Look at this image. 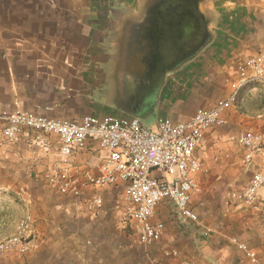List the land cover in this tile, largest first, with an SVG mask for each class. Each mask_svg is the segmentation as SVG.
Segmentation results:
<instances>
[{
	"label": "crops",
	"instance_id": "crops-1",
	"mask_svg": "<svg viewBox=\"0 0 264 264\" xmlns=\"http://www.w3.org/2000/svg\"><path fill=\"white\" fill-rule=\"evenodd\" d=\"M104 1L110 0H0V110L19 102L25 110L67 120L124 115L102 111L89 96L91 36L113 20L98 11ZM215 9L221 18L212 27L213 41L167 76L156 119L182 121L211 107L219 86L234 79V62L264 49V0H219ZM223 117L226 123L209 129L198 150L208 172L200 176L202 192L193 198L213 233L205 235L166 201L155 216L165 224L163 236L149 247L138 244L136 221L123 223L122 186L86 190L79 199L47 189L44 172L54 159L41 153L33 132L16 143L6 141L0 123V239L31 215L30 242L37 245L17 260L7 256L3 264H251L231 244L232 237L264 261V219L230 198L264 166L260 154L247 160L238 142L246 130L264 134V87H244L236 107ZM103 155L89 145L76 155L75 172L96 173ZM95 195L104 201L99 210ZM167 250L178 255L164 256Z\"/></svg>",
	"mask_w": 264,
	"mask_h": 264
},
{
	"label": "built area",
	"instance_id": "built-area-1",
	"mask_svg": "<svg viewBox=\"0 0 264 264\" xmlns=\"http://www.w3.org/2000/svg\"><path fill=\"white\" fill-rule=\"evenodd\" d=\"M231 70L234 79L228 93L211 107L199 108L182 121L160 117L146 128L138 119L124 115H85L80 120H67L25 110L14 102L11 108L0 110L2 136L16 143L30 132L36 134L41 153L54 159L44 172L45 187L63 196L79 199L86 190L122 186L123 223L137 222L138 244L142 247L162 238L165 224L155 216L157 208L166 201L174 205L181 218L198 224L205 235H210L213 229L193 207L194 196L202 192L199 178L208 172L198 150L209 129L226 123L223 114L236 107L244 87H264V49L238 58ZM238 142L248 152L247 160L255 154L264 157V134L246 130L238 136ZM92 144L104 153L97 172H75L76 155ZM230 198L264 219V166L254 172L243 190L232 192ZM93 203L99 210L104 201L95 195ZM33 222L31 215L17 222L14 233L0 241V256L24 257L37 248L30 242ZM230 242L251 264H264L257 251L245 242L237 237ZM171 255L177 256L178 252L164 251V256Z\"/></svg>",
	"mask_w": 264,
	"mask_h": 264
},
{
	"label": "water",
	"instance_id": "water-1",
	"mask_svg": "<svg viewBox=\"0 0 264 264\" xmlns=\"http://www.w3.org/2000/svg\"><path fill=\"white\" fill-rule=\"evenodd\" d=\"M219 0L104 1L100 14L111 16L92 37L90 100L138 119L148 128L167 76L191 63L213 41L220 21ZM95 37V38H94ZM138 90L127 97L124 88ZM122 99V102L120 100Z\"/></svg>",
	"mask_w": 264,
	"mask_h": 264
},
{
	"label": "rangeland",
	"instance_id": "rangeland-1",
	"mask_svg": "<svg viewBox=\"0 0 264 264\" xmlns=\"http://www.w3.org/2000/svg\"><path fill=\"white\" fill-rule=\"evenodd\" d=\"M127 1H130L133 4L135 3V0H127ZM228 84L230 86V82L224 81L223 85L219 86V88L217 89V97H218V99L224 97L228 93V91H229V87L227 86ZM123 93L126 94L127 97H137L138 94H139L138 90L133 89L131 87L124 88ZM100 100L101 99H99V98H94L93 99V103L94 104H98L101 107H103L104 110H102V111H104V112H112L113 111L111 108H109V106H107L108 103H110V104L112 103L111 101H108V102L106 101L107 104L105 103V105H103V104H101L99 102ZM120 102H122V99L120 100ZM99 112H101V111H99ZM235 141H236V139L232 140V142H235ZM16 214H17L16 212L11 210V215L16 216ZM11 220H12V218H11ZM1 240H3V239H0V241ZM9 257H11V259H13V260H17L18 259L17 256H9ZM6 258H7V256L6 257L5 256H0V264H3V262L5 261Z\"/></svg>",
	"mask_w": 264,
	"mask_h": 264
},
{
	"label": "trees",
	"instance_id": "trees-1",
	"mask_svg": "<svg viewBox=\"0 0 264 264\" xmlns=\"http://www.w3.org/2000/svg\"><path fill=\"white\" fill-rule=\"evenodd\" d=\"M250 85H253V84H250ZM249 86V85H248ZM237 101H238V99H237Z\"/></svg>",
	"mask_w": 264,
	"mask_h": 264
}]
</instances>
